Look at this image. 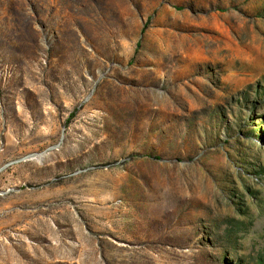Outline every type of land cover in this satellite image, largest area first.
Wrapping results in <instances>:
<instances>
[{"label":"rangeland","instance_id":"obj_1","mask_svg":"<svg viewBox=\"0 0 264 264\" xmlns=\"http://www.w3.org/2000/svg\"><path fill=\"white\" fill-rule=\"evenodd\" d=\"M0 264H264V0H0Z\"/></svg>","mask_w":264,"mask_h":264}]
</instances>
